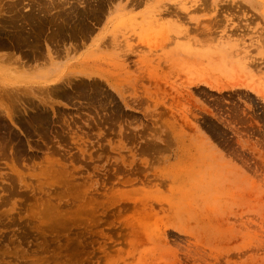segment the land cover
Masks as SVG:
<instances>
[{
	"label": "rangeland",
	"instance_id": "374dc122",
	"mask_svg": "<svg viewBox=\"0 0 264 264\" xmlns=\"http://www.w3.org/2000/svg\"><path fill=\"white\" fill-rule=\"evenodd\" d=\"M0 26V264H264V0Z\"/></svg>",
	"mask_w": 264,
	"mask_h": 264
},
{
	"label": "bare ground",
	"instance_id": "6f19581e",
	"mask_svg": "<svg viewBox=\"0 0 264 264\" xmlns=\"http://www.w3.org/2000/svg\"><path fill=\"white\" fill-rule=\"evenodd\" d=\"M13 13H14V11H13ZM11 26V25H10ZM13 26V25H12ZM1 27V26H0ZM14 28V27H13ZM1 29H2V27H1ZM19 31V30H18ZM0 93H1V95H0V98L2 99L3 97H4V95H7L2 89L0 90Z\"/></svg>",
	"mask_w": 264,
	"mask_h": 264
}]
</instances>
